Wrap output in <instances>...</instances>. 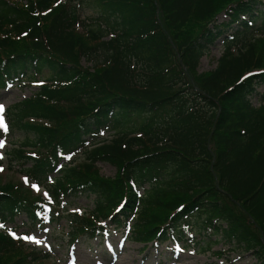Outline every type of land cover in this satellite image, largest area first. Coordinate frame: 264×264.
Here are the masks:
<instances>
[{"label": "trees", "instance_id": "obj_1", "mask_svg": "<svg viewBox=\"0 0 264 264\" xmlns=\"http://www.w3.org/2000/svg\"><path fill=\"white\" fill-rule=\"evenodd\" d=\"M77 1L0 0V90L43 79L10 112L32 136L15 160L50 185L49 199L0 185V264L48 257L25 251L7 225L25 218L43 229L84 197L94 209L71 216L72 242L115 226L142 250L189 237L202 252L228 246L264 264V0H92L99 27L84 34ZM222 37L218 68L196 75ZM7 135L0 129V144ZM98 162L114 165L115 177Z\"/></svg>", "mask_w": 264, "mask_h": 264}, {"label": "rangeland", "instance_id": "obj_2", "mask_svg": "<svg viewBox=\"0 0 264 264\" xmlns=\"http://www.w3.org/2000/svg\"><path fill=\"white\" fill-rule=\"evenodd\" d=\"M77 0L72 2V5L77 4ZM77 8L80 10V16L83 22V27H79L78 33L84 34L90 28L97 29L98 23L92 21L98 19L97 8L93 6V9L89 5H93L92 0H84L79 2ZM228 16L225 13H221L217 16V22L227 21ZM98 26V27H97ZM101 27V26H100ZM237 29L236 25L229 28L231 33ZM89 30V29H88ZM105 35L103 40L110 41L111 33L110 29H103ZM263 32L258 33L261 36ZM257 35V34H256ZM113 36V35H112ZM220 38L215 46L210 48L204 55L201 56L199 63L197 64L196 75L208 73L211 70L218 68V61L223 57L226 50V45H223L222 39ZM180 59V58H179ZM176 62V58H175ZM81 65L84 67H92L93 63L86 62L85 59L81 60ZM43 84V79L38 77L35 80H26L23 83H19L10 89H3L0 91V105L4 106V111L0 113V117L3 118L4 123L7 125L9 134L2 141V147H0V185L5 186L8 182H13L18 186V190L22 188L26 195L35 198H48L46 189L43 186H39L34 183L31 175L29 174V168L32 166L31 163L27 165L25 162L15 160V149L22 142L27 141L32 136H28L19 128L13 126V119L11 118V110L18 105L22 108V104L26 99H30L33 95L39 91L40 86ZM259 92L264 93V88H260ZM253 106L259 105V97H252ZM198 108H203L206 113H210L208 108H205V103L200 101ZM129 124L140 125V122L133 120ZM5 131L2 127H0ZM113 133L107 132L104 137L110 138ZM20 147V146H19ZM33 149V148H28ZM26 149V150H28ZM85 159V152L82 150L78 155L74 156V160L77 163H82ZM25 161V160H24ZM97 169L102 176L115 177L117 169L114 165L107 162H98ZM20 184H23L20 185ZM48 188L50 185H44ZM94 209V203L89 198L79 199L71 204H64L61 210L64 215L63 219L59 222L46 223V227L43 229H34L27 226H23L26 222L25 218H20L16 221L18 229L12 225L7 226L12 233H15V238L21 236L22 245L25 251L32 252L36 249L38 252L48 254L47 258L40 261L41 264H257V260L253 257L242 253L234 252L222 245L214 247L212 252H202L197 246H189L192 243L186 237L182 241H174L173 243H151L144 250L145 244L136 243L131 240H127V234L116 229L113 226L107 236L102 240L99 238H83L79 241L72 242L71 237L68 236L73 231L72 225L69 220H72L74 215L78 217L87 216V211ZM65 211V213H64ZM70 216V217H69ZM110 220L102 222L103 226H107ZM16 227V226H15ZM114 228V229H113ZM23 233V235H21ZM106 235V234H105ZM35 237L36 240L41 243H36L34 240H25L23 237ZM222 251L224 254L219 257L214 253ZM39 264V262H35Z\"/></svg>", "mask_w": 264, "mask_h": 264}, {"label": "snow or ice", "instance_id": "obj_3", "mask_svg": "<svg viewBox=\"0 0 264 264\" xmlns=\"http://www.w3.org/2000/svg\"><path fill=\"white\" fill-rule=\"evenodd\" d=\"M4 111V106L0 105V113H2ZM0 127H2L5 131L7 130V125L4 123L3 118L0 117ZM0 147H2V144H0ZM2 158V157H0ZM0 171H3V169H0ZM0 227H2V225H0ZM13 235L15 236V233H13ZM23 239L25 240H34L36 243H41V241L36 240L35 237H23Z\"/></svg>", "mask_w": 264, "mask_h": 264}]
</instances>
